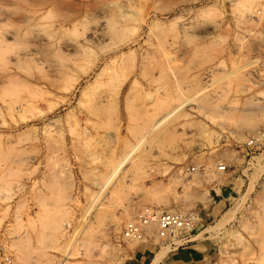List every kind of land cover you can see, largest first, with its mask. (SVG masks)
I'll list each match as a JSON object with an SVG mask.
<instances>
[{
	"label": "rangeland",
	"instance_id": "374dc122",
	"mask_svg": "<svg viewBox=\"0 0 264 264\" xmlns=\"http://www.w3.org/2000/svg\"><path fill=\"white\" fill-rule=\"evenodd\" d=\"M103 14L109 36L91 38ZM259 131L264 0H0L11 264H176L156 239L122 240L144 206L198 213L199 264H264Z\"/></svg>",
	"mask_w": 264,
	"mask_h": 264
},
{
	"label": "built area",
	"instance_id": "2783aa9c",
	"mask_svg": "<svg viewBox=\"0 0 264 264\" xmlns=\"http://www.w3.org/2000/svg\"><path fill=\"white\" fill-rule=\"evenodd\" d=\"M258 142L264 143V131L250 137L246 146L253 149ZM194 172L195 167L187 168ZM217 171L227 173L228 167L218 164ZM198 220V213L180 210H164L154 206H144L138 209L132 219L128 221L121 232V238L126 242L144 243L156 239L163 245H169L172 251L188 245L192 240V233ZM0 264H11L9 257L0 255ZM212 264H222L218 261Z\"/></svg>",
	"mask_w": 264,
	"mask_h": 264
},
{
	"label": "bare ground",
	"instance_id": "6f19581e",
	"mask_svg": "<svg viewBox=\"0 0 264 264\" xmlns=\"http://www.w3.org/2000/svg\"><path fill=\"white\" fill-rule=\"evenodd\" d=\"M44 3V2H43ZM46 3V2H45ZM44 3V4H45ZM47 4H45V6H46ZM42 6V5H41ZM43 7V6H42ZM88 7V6H87ZM89 8V7H88ZM94 9H96V8H94ZM104 9H106V8H104ZM103 9V10H104ZM91 10V9H90ZM102 10V9H101ZM79 11V10H78ZM98 11V10H97ZM99 12H100V10H99ZM102 12H104V13H106V14H108V16L111 14V16H112V13H111V11H109V9L107 8V11H102ZM109 12V13H108ZM41 13H42V9L41 8H38V10H35V11H33V14L32 13H28L29 15H26L22 20L23 21H25V22H29V20H31V19H35L36 18V16H39V15H41ZM32 14V15H31ZM77 14V13H76ZM24 15H25V13H24ZM24 15H22V17L24 16ZM104 15V16H103ZM102 16H100V17H102V20H98V23H96V25L91 29V31L89 32V34H90V37L91 38H94V39H104V37H106V36H109V29L111 28V27H109V23H108V21H107V17L108 16H105V14H103ZM21 17V18H22ZM99 18V17H98ZM112 18V17H111ZM113 20V19H112ZM22 21V22H23ZM112 23H114V22H112ZM112 32H113V30H112ZM16 35H17V33L16 32H14V31H10V32H8V34H7V38L8 39H10V40H15L16 38ZM112 35V34H111ZM109 39H110V37H109ZM37 42V41H36ZM117 229V227L115 226V230Z\"/></svg>",
	"mask_w": 264,
	"mask_h": 264
},
{
	"label": "crops",
	"instance_id": "0c3cea01",
	"mask_svg": "<svg viewBox=\"0 0 264 264\" xmlns=\"http://www.w3.org/2000/svg\"><path fill=\"white\" fill-rule=\"evenodd\" d=\"M171 259L176 264H199L204 260V256L195 246L189 245L173 252Z\"/></svg>",
	"mask_w": 264,
	"mask_h": 264
}]
</instances>
